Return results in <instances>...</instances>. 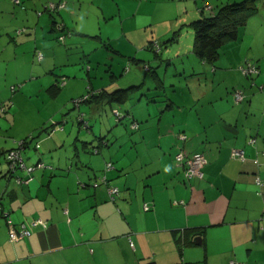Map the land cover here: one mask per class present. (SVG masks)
<instances>
[{
	"label": "crops",
	"instance_id": "obj_1",
	"mask_svg": "<svg viewBox=\"0 0 264 264\" xmlns=\"http://www.w3.org/2000/svg\"><path fill=\"white\" fill-rule=\"evenodd\" d=\"M49 1L64 2L57 15L42 8ZM176 1L189 5L0 0V264H264V0H255L256 12L214 61L193 52V30L155 32L159 4ZM200 1L202 14L237 2ZM54 19L70 30L63 41ZM153 39L158 56L147 47ZM245 60L257 70L244 74ZM145 62L154 82L146 90L140 84L124 103H70L88 86L138 85ZM123 63L128 69L118 77ZM115 108L132 114L138 129L128 115L116 121ZM50 121L64 128L43 131ZM98 136L113 143L92 152ZM24 138L27 166L44 165L19 183L7 173L5 154ZM180 149L202 155V178H184L174 161ZM110 186L119 189L114 198ZM21 223L30 234L11 241L10 227Z\"/></svg>",
	"mask_w": 264,
	"mask_h": 264
},
{
	"label": "trees",
	"instance_id": "obj_2",
	"mask_svg": "<svg viewBox=\"0 0 264 264\" xmlns=\"http://www.w3.org/2000/svg\"><path fill=\"white\" fill-rule=\"evenodd\" d=\"M22 1L23 0H20L19 3H15V4L23 5ZM59 10L60 9L47 10V12H49L51 15H54L55 13L57 15V11ZM256 10H257V5H256L255 0H241V1L225 4L217 8V10L210 15L203 16V17L192 20L190 22V25L193 30V52L201 59H204L207 61H214L218 55L219 49L227 42L232 41L236 38L240 26L244 23L245 19L248 16L254 14ZM200 11L202 12L201 9ZM58 22L60 21L55 20V19L53 20L52 30L59 34V31L54 28L55 24ZM64 29H63V32H64ZM65 31L70 32V30L68 29ZM58 34H57V37H58ZM169 40H172V38H170ZM59 41H63V40H59ZM154 41L155 40H150L147 44V47L150 48L154 52V54L158 56L160 49H161V44H160V41L157 40L158 49L156 50V48H154L153 46ZM143 68L145 71H149L150 65L147 62H145L143 64ZM127 69L128 67L124 69V71ZM60 83L62 84V80L61 82H58V84ZM140 84L141 83H139L138 85L137 83L130 84L126 87L116 88L112 91H107L105 89H101L100 91H94L88 86L87 91L84 94H82L79 97L71 98V104L73 105L74 108H78L79 105L83 102L94 100V99H99V98L108 103H111V102L124 103L126 100L129 99L131 95L130 93H132V91L135 90L136 88H139ZM76 99H80V100L75 102L74 100ZM0 104L6 107V103L2 102ZM114 114H115L116 121H121L123 117L128 115L129 127L132 129H138L139 122L132 116V114H129L127 112H120L116 108H115ZM79 119L82 122L83 126L88 128L86 121H84V119L81 116V113H79ZM62 120H63L62 122H65V118H63ZM63 128H64L63 123L61 122L57 123L55 121H50L49 126H47L46 128H43V131H47L50 134L56 130H62ZM37 136L38 135H35V136L32 135L29 137V139L37 138ZM28 141L29 140L27 138L22 139L21 154H22V150L24 149ZM103 144L107 145V141L104 139V137L98 136L97 145L91 146L92 148L91 151L98 152L99 147H101V145ZM16 148H19V144L11 147L10 149L6 151L5 159H6V155L8 151H10L11 149H16ZM23 160H24V157H23ZM6 161H7V171H8L7 173H9L10 176H13L15 179L17 177L27 176L26 173H24L25 174L24 176H20L17 172L22 171V170L20 169L15 170V169L9 168L8 166L9 161L8 160ZM174 161L176 164H178L175 157H174ZM108 163H110V165H108ZM112 166H113V163L111 161H108L106 162L104 169L106 170ZM98 178L101 181H104V182L107 181V178L104 174L100 175ZM95 181L96 180H94L92 184H95L96 183ZM82 184L84 186L86 185L85 183H82ZM2 209H3V206L0 203V214L1 215L4 213V210Z\"/></svg>",
	"mask_w": 264,
	"mask_h": 264
},
{
	"label": "built area",
	"instance_id": "obj_3",
	"mask_svg": "<svg viewBox=\"0 0 264 264\" xmlns=\"http://www.w3.org/2000/svg\"><path fill=\"white\" fill-rule=\"evenodd\" d=\"M14 3H19L20 0H11ZM64 6V2L59 1V2H52L49 1L47 2L44 6L43 9H47V10H58L60 8H62ZM64 25L61 22H58L55 24L54 28L56 30L59 31L58 34V39L59 40H64L65 35L67 33L63 32V28ZM24 29H17V32L23 31ZM153 46L154 48H156V50L158 49V43L157 40H155L153 42ZM38 57L41 58L42 57V53L38 51ZM240 70L244 73V74H251L253 72H255L256 69V64L249 62L247 60H245L241 65H240ZM64 83V81L62 82V84ZM12 89H14V86H12ZM234 96V100L235 102L240 101V99L242 98V95L239 92H234L233 94ZM80 99H76L74 100L75 102L79 101ZM5 106L0 104V110H4ZM55 130V129H54ZM186 136L184 134L180 135V138L184 139ZM22 141H20L19 144V148L16 149H11L10 151H8L7 155H6V160H8V166L9 168L12 169H20L22 171H24L26 173V177H17L16 181L19 183H27L30 179V172L33 168H35V166L37 167H41L43 166V162H38L35 166H27L26 163L23 160L22 154H21V147H22ZM253 142V139H252ZM233 155L243 159V152L239 151V150H234ZM175 159L178 163V165H180L182 167V171H183V176L185 179H190V178H202L203 176V172H202V166H203V158L202 155L200 153H192V154H187L185 153L182 149H180L176 154H175ZM108 165H110V163H108ZM258 182H261L258 178ZM96 184V183H95ZM94 184V185H95ZM119 193V189L116 186H110L109 187V194L112 198H114L116 195H118ZM148 206L145 205V208H147ZM6 213L4 212L3 215H5ZM41 222V220H34L32 222V224H36ZM30 234V230L28 228H26L25 224H20L19 229H15L14 227H10L9 229V239L11 241L13 240H18L24 236H27ZM174 264H184L182 261L178 262V263H174ZM230 264H240V263H236V262H230Z\"/></svg>",
	"mask_w": 264,
	"mask_h": 264
},
{
	"label": "rangeland",
	"instance_id": "obj_4",
	"mask_svg": "<svg viewBox=\"0 0 264 264\" xmlns=\"http://www.w3.org/2000/svg\"><path fill=\"white\" fill-rule=\"evenodd\" d=\"M167 1V0H166ZM235 1H241V0H235ZM171 2V1H170ZM178 3H169V5L165 4L164 5V9H160L161 8V4H159V6L157 7L158 10L155 12V18L156 19H159V21L155 24L156 26V29H155V32L156 33H159L160 32V26L161 28H165V30L163 31H167L169 32L170 36L172 35V32L175 31V30H180L182 31V34L185 35L187 32H191L192 31V27L190 25V22L194 19H197V18H200V17H203V16H207V15H210L211 13H209L208 10H205L204 13L201 14L198 13L199 12V6H197L198 2L200 3V6L203 7V1H200V0H197V3H195L193 0H188L189 2V5L187 7L183 6V5H180L183 3V1H176ZM212 2V1H211ZM23 3V2H22ZM215 3V2H214ZM215 5V4H214ZM173 17H176L175 19V24L173 26H171V22H170V19L173 18ZM155 40V39H153ZM163 43V42H162ZM89 64V63H88ZM117 65H119V63H117ZM123 65L124 63L119 66V68L117 69V71L115 72V74L119 77V75L124 72V68H123ZM95 67V65H93V68ZM107 69V67L105 68V70ZM144 69V68H143ZM93 70H91V74H90V77L93 78V74H92ZM141 78L139 80V83H141V85L143 86V90H146V82H154V79H151V75L149 73H147V71L145 72V70L141 71ZM106 73V77L109 76V71L105 72ZM85 77H87V74H85ZM102 75V71L100 72V74H98V76H96V80H100L102 79L103 76ZM124 75V74H123ZM149 78L151 80H149ZM136 93V92H135ZM140 93V92H139ZM138 93V94H139ZM134 94V93H133ZM132 94V96H133ZM36 100V99H35ZM37 101H35L36 103ZM71 103V101H70ZM107 108L109 109L110 107L107 106ZM108 130L110 129V126L108 125L107 126ZM111 130L109 131H106L105 134L108 135V132H110ZM106 137V136H105ZM36 139V138H35ZM110 140H106L109 144L113 143L112 139H113V136L112 138H109ZM33 141V140H32ZM31 141V142H32ZM94 142V140L92 141ZM97 145V138H96V141L93 143V146H96ZM101 146H106V145H101ZM92 149V148H91ZM23 156V154H22ZM26 162V161H25Z\"/></svg>",
	"mask_w": 264,
	"mask_h": 264
},
{
	"label": "water",
	"instance_id": "obj_5",
	"mask_svg": "<svg viewBox=\"0 0 264 264\" xmlns=\"http://www.w3.org/2000/svg\"><path fill=\"white\" fill-rule=\"evenodd\" d=\"M199 238H200V236H197V237H196V239H199Z\"/></svg>",
	"mask_w": 264,
	"mask_h": 264
}]
</instances>
